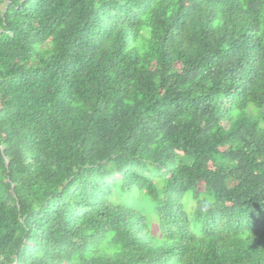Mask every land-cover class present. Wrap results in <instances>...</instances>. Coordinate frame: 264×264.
Here are the masks:
<instances>
[{"label": "trees", "instance_id": "16d2710c", "mask_svg": "<svg viewBox=\"0 0 264 264\" xmlns=\"http://www.w3.org/2000/svg\"><path fill=\"white\" fill-rule=\"evenodd\" d=\"M0 264H264V0H0Z\"/></svg>", "mask_w": 264, "mask_h": 264}, {"label": "rangeland", "instance_id": "374dc122", "mask_svg": "<svg viewBox=\"0 0 264 264\" xmlns=\"http://www.w3.org/2000/svg\"><path fill=\"white\" fill-rule=\"evenodd\" d=\"M137 197L144 198V197H142L141 195H140V196L135 195L134 198H131V199H134L135 205H137V203H138ZM140 201H142L141 204H142L144 207H146V206H150V205H151L150 202H149V200H147V199H141ZM156 220H157V219H156ZM156 220H153V219L151 218V223H152L153 226H155V222H156V226H157V221H156Z\"/></svg>", "mask_w": 264, "mask_h": 264}]
</instances>
